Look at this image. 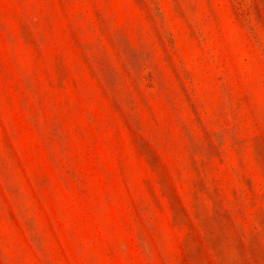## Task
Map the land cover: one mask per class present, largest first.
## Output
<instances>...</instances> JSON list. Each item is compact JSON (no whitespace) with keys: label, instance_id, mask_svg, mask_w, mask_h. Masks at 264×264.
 Segmentation results:
<instances>
[{"label":"rangeland","instance_id":"rangeland-1","mask_svg":"<svg viewBox=\"0 0 264 264\" xmlns=\"http://www.w3.org/2000/svg\"><path fill=\"white\" fill-rule=\"evenodd\" d=\"M0 264H264V0H0Z\"/></svg>","mask_w":264,"mask_h":264}]
</instances>
